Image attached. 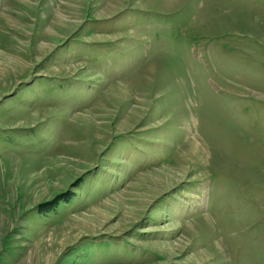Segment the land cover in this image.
Instances as JSON below:
<instances>
[{
	"label": "rangeland",
	"instance_id": "1",
	"mask_svg": "<svg viewBox=\"0 0 264 264\" xmlns=\"http://www.w3.org/2000/svg\"><path fill=\"white\" fill-rule=\"evenodd\" d=\"M0 264H264V0H0Z\"/></svg>",
	"mask_w": 264,
	"mask_h": 264
}]
</instances>
